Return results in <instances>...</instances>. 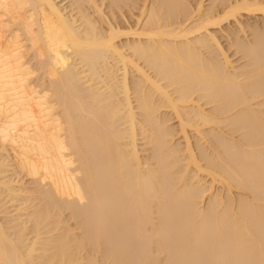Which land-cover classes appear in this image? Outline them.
<instances>
[{
	"label": "bare ground",
	"instance_id": "obj_1",
	"mask_svg": "<svg viewBox=\"0 0 264 264\" xmlns=\"http://www.w3.org/2000/svg\"><path fill=\"white\" fill-rule=\"evenodd\" d=\"M0 264H264V0H0Z\"/></svg>",
	"mask_w": 264,
	"mask_h": 264
},
{
	"label": "rangeland",
	"instance_id": "obj_2",
	"mask_svg": "<svg viewBox=\"0 0 264 264\" xmlns=\"http://www.w3.org/2000/svg\"><path fill=\"white\" fill-rule=\"evenodd\" d=\"M205 3L207 4L208 1H206ZM243 18H244V20H246L247 18L249 19V16H248V15H245ZM248 19H247V20H248ZM252 19L254 20V19H260V18L257 17V18H252ZM227 25H228V24H226L225 26L227 27ZM222 42H223L224 45H227V41L225 40V38L222 39ZM175 120H176V119H175ZM175 120H174V122H175ZM172 122H173V121H172ZM176 122H177V121H176ZM176 122H175L174 124H176Z\"/></svg>",
	"mask_w": 264,
	"mask_h": 264
}]
</instances>
